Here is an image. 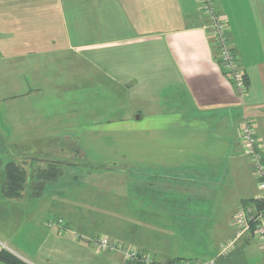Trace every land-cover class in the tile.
<instances>
[{
    "label": "crops",
    "instance_id": "1",
    "mask_svg": "<svg viewBox=\"0 0 264 264\" xmlns=\"http://www.w3.org/2000/svg\"><path fill=\"white\" fill-rule=\"evenodd\" d=\"M217 5L248 79L245 97L217 62L195 0H0V215L10 202L35 196L29 189L17 199L4 195L10 161L33 169L40 164L35 154L66 147L69 135L82 146L75 149L88 155L92 145H105L106 130L145 136L136 154L122 161L110 164L91 154L78 163L86 168L81 180L63 170L45 185L40 195L66 201L60 188L85 182L81 198L87 203L81 211L58 205L55 218L72 222L80 238L49 228L35 259L130 264L123 254L97 251L88 240L105 235L152 255L155 264H264L259 243L248 234L236 239L234 229L239 206L258 194L239 138L245 118L264 153V0ZM122 105L128 112L119 113ZM107 113L105 119L115 118L104 120ZM90 117L98 120L89 124ZM94 196L102 204L107 200L111 210L102 204L91 209ZM96 208L94 223L90 212ZM105 211L111 222L102 219ZM4 228L0 216V251L37 263L21 254L23 240Z\"/></svg>",
    "mask_w": 264,
    "mask_h": 264
},
{
    "label": "rangeland",
    "instance_id": "2",
    "mask_svg": "<svg viewBox=\"0 0 264 264\" xmlns=\"http://www.w3.org/2000/svg\"><path fill=\"white\" fill-rule=\"evenodd\" d=\"M201 15L203 18L204 15L202 13ZM222 15H224V13H222ZM135 101L131 103V106H135L136 104ZM56 104L57 106H61L59 102L54 103L55 106ZM120 108H121V111L119 113L124 114L125 112H128V108L126 107V105L125 106L122 105V107ZM110 112H113V111H110ZM115 112H116V109H115ZM109 114L111 113H107L105 115L104 120L109 121L115 118L113 117V119L112 118L105 119ZM95 120H98V118L95 117L94 119L93 117H90L87 121H89V124H90ZM127 132L128 134L124 135V131H122L120 134H117L116 132H113L111 130H106L105 134L103 135V137L105 138V145L104 146L99 145L97 149H94V145H92L91 150H90L91 153L89 155H88L87 149H83L84 152L80 149H75V148H79L78 146L80 144L75 145V143H72L70 141V137H69L70 135H69L65 140L67 142L66 147H64L63 145V147L55 151L43 150L40 156L35 154L36 157L40 158V164H37V166L33 168L34 172L32 174H35V172H37L40 168L49 169V167L51 166L49 164L50 161H55V163H57V167H61L65 171L68 170L67 173L69 174V177H70L69 179L71 178L74 179V177L78 175L80 176V180H81V174L83 172L85 173L84 169L86 168H84V165L83 167L78 166V163L85 164L86 159H89V158L92 159L93 158L92 155H94V157L98 158L99 160L104 159V161L102 162L112 164L113 162L118 161L119 159H121L119 161H122V159H124L125 156L127 157L129 155L130 157V154L134 153V150L136 149V147L139 148V146L143 144V141L145 138L144 133L135 135L131 131H127ZM75 135H76L75 133L71 134V136H75ZM58 136L64 137L66 135L63 134V135H58ZM92 138H93V144L96 143L97 142L96 135H92ZM60 140L63 141L64 138ZM135 141L137 142V146H134L133 144ZM80 147L82 148L81 145ZM136 152L134 154H136ZM94 162H97V159L94 160ZM25 167L30 172V164H25ZM122 168H127V166L122 167ZM89 169H93V167H89ZM81 170H83V172H81ZM3 172H4V169H3ZM32 176H31L30 181H34V183H36L38 181V178L35 177L34 175ZM85 180H86V177L84 175L83 182ZM83 184L86 185L85 182L82 183V182L69 181V182H66V184H64L60 188V190L64 192V194H62V192L58 193L57 191L58 188H56L55 190H53V192H51L52 196L55 194V192L56 194L58 193L59 196L65 195L66 201L65 199L64 201L60 199L55 201L56 198H53L54 199L53 201L49 197H46V195L45 196L44 195H40V196L31 195V197L18 198L19 200H17L16 202L9 203L10 207L7 210L8 213L7 212L3 213L0 216L2 217V222L6 225V228H4V230L6 231V234L8 235L10 233L14 234L15 237H17L20 240H23L22 243L24 245H21V246L19 245V249L22 248L21 250H24V252L20 250L21 254H23L27 258H30L31 260L36 261L38 264H48V262L46 261L40 262L38 259L34 258V252H35L34 249L38 247L39 242H41L44 239L46 233H50L46 222L56 217L55 215L59 212L58 211L59 208H57L59 207L58 206L59 204L64 202V204L69 205L68 206L69 208H71L70 206L76 207L74 209L71 208L72 210H76L77 208L79 209V211L82 210V208L80 207H83L87 203V200L85 201V199L81 198L83 196V194H81V190H84V187L83 188L81 187ZM27 189L34 191V187L32 184H30ZM94 197H95V201H93L94 204L92 205L91 209L95 207L98 208V205L100 206L102 204V201H100V199L99 200L96 199L97 196H94ZM98 197L100 198V196ZM48 201L53 203L52 205H50V209H51L50 212H48L46 208L49 203ZM104 201L106 202L103 203L101 207L102 206L104 207L106 204H109L107 200H104ZM1 205L4 206L3 201H0V206ZM106 207L111 210V207L109 205H106ZM97 208L92 210V212H90L92 218H94V223H96L95 219L98 218V216L96 215L98 214V210L100 209V207L98 208V210ZM84 216L82 217V214H79V218L84 219ZM101 217L102 219H105L106 221L111 222V215L107 211H105L104 214H101ZM60 218H63L64 221L65 220L69 221L64 217H60ZM100 224H102V220L100 221L98 226ZM112 224L110 223L108 225L110 229L113 226ZM74 232L78 233V231L76 230H74ZM11 253L15 255L19 260L23 261L26 264H37V263H33V261L25 260L21 258L20 256H18L17 254H14L13 252Z\"/></svg>",
    "mask_w": 264,
    "mask_h": 264
},
{
    "label": "built area",
    "instance_id": "3",
    "mask_svg": "<svg viewBox=\"0 0 264 264\" xmlns=\"http://www.w3.org/2000/svg\"><path fill=\"white\" fill-rule=\"evenodd\" d=\"M200 13L204 15L205 25L212 39L218 45L217 58L221 62V67L226 71L227 77L233 83L237 93L245 97L248 93L246 87V73L241 67V59L238 53L229 43V21L225 15L218 10V0H195ZM239 138L243 151L249 158L253 173L257 179L258 194L251 203H242L236 211L234 217V227L237 230L236 239L245 235H250L256 240L264 254V153L259 138L251 121L245 118L239 127ZM50 229L59 232H71L75 238H80V234L74 232L63 218H53L47 223ZM83 237V236H82ZM93 247L100 252L109 251L111 253H121L130 264H152L153 256L144 254L133 246L122 245L112 241L105 235L88 239ZM235 244L231 241L224 245L223 251H227ZM173 264H207L195 260H178Z\"/></svg>",
    "mask_w": 264,
    "mask_h": 264
},
{
    "label": "trees",
    "instance_id": "4",
    "mask_svg": "<svg viewBox=\"0 0 264 264\" xmlns=\"http://www.w3.org/2000/svg\"><path fill=\"white\" fill-rule=\"evenodd\" d=\"M203 21H204L203 22V26H204L206 23L204 17H203ZM212 43L214 46L215 58L217 62L219 63V65L222 66L220 60L217 58V54L219 51L218 45H216L213 39H212ZM223 72L226 74V71L224 69H223ZM246 87L248 89L247 76H246ZM25 164L26 163L24 161L20 162V161H14V160L7 163L6 168H5L6 180L3 186V192H4V195H6L8 198L21 197L23 192L29 187L30 184H32L34 187L33 192L35 193V195H40L46 184L56 182L59 179V177L63 175V169L61 167H57V163H55V161H50L49 164L51 166L49 167V169L40 168L37 172H35V174H32L34 172L33 169H30V172H29L26 169ZM86 166L95 167V168L97 167L91 164H87ZM32 175L38 178V181L36 183H34V181H30ZM252 201L253 200H247L244 203H251ZM57 218H60V217H57ZM66 223L72 229V224H71L72 222L66 221ZM97 236L89 237V239L95 238ZM140 252L144 253L143 251H140ZM181 260H185V259H181ZM0 264H26V263L19 260L11 252L3 249L0 251ZM152 264H155L154 261L152 262Z\"/></svg>",
    "mask_w": 264,
    "mask_h": 264
}]
</instances>
